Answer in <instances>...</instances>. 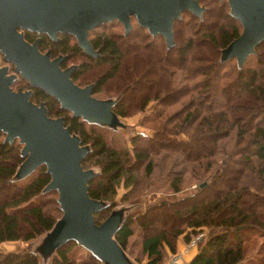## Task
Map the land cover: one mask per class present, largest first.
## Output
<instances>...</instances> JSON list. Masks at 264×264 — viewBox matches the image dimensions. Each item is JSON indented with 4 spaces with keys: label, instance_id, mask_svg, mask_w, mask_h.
Returning a JSON list of instances; mask_svg holds the SVG:
<instances>
[{
    "label": "trees",
    "instance_id": "16d2710c",
    "mask_svg": "<svg viewBox=\"0 0 264 264\" xmlns=\"http://www.w3.org/2000/svg\"><path fill=\"white\" fill-rule=\"evenodd\" d=\"M209 1V6L218 4L224 8L226 21L201 36L211 50L210 55L200 59L194 54L191 26L193 22H205L210 7L204 0H199L204 7L202 17L185 9L182 17L174 20L171 45H167L162 34L150 33L133 15L127 33L117 19L88 31L96 54L84 51L70 33L58 32L53 39L43 32L23 30L26 40L38 39L41 51L48 50L52 57L64 55L60 65L74 66L71 78L76 84H91L92 95L112 98L118 119L155 100V106L141 121L153 133L138 131L131 135L130 149L114 131L116 126L72 115L56 97L30 85L19 73L12 83L14 89H31L32 101L43 102L49 116H62L81 144L88 145L81 159L83 168L94 172L88 180V192L104 202L94 213L97 223L116 210L114 198L121 185L128 190L122 198H131L135 204L138 199L134 197L145 187L177 192L188 179L196 180V188L179 198L154 201L141 211L122 216L114 237L130 258V238L135 228L142 229L145 264H160L166 245L175 252L177 236L183 234L184 239H189L187 227L196 230L204 226L210 230L185 264H264V83L258 81L264 68L246 66L252 56L260 61L264 39L242 64L234 56L222 58L223 48L240 34L242 24L231 15L228 0ZM133 39L149 46V51L142 45L128 51ZM168 56L177 60L180 57L181 64L172 63L174 67L167 68L171 64ZM0 62H7L10 72L14 71L13 63L6 61L1 52ZM178 69L181 73L177 80ZM163 70L167 72L165 79ZM117 80L111 88L109 83ZM232 87L230 96L228 89ZM219 90L224 94L222 98L218 97ZM5 136L0 129V242L28 241L49 231L61 216L59 195L56 189L45 190L51 174L44 163L29 174L16 177L25 158L23 143L17 137L6 140ZM193 153L194 159L188 160L186 156ZM158 174L161 176H155ZM157 210L170 218L169 226H153L155 218L149 214ZM81 249L86 251L84 257L77 256ZM101 261L91 250L70 239L53 251L50 264ZM0 264L40 263L33 251L22 249L0 250Z\"/></svg>",
    "mask_w": 264,
    "mask_h": 264
},
{
    "label": "water",
    "instance_id": "95a60500",
    "mask_svg": "<svg viewBox=\"0 0 264 264\" xmlns=\"http://www.w3.org/2000/svg\"><path fill=\"white\" fill-rule=\"evenodd\" d=\"M228 4L242 31L223 48L222 58L234 56L242 64L264 39V0H228ZM185 9L200 16L204 7L199 0H0V52L14 65V71L8 72V66L0 63V129L5 131L6 140L17 137L23 143L25 158L16 177L46 164L51 179L45 190H57L62 209L40 244L44 255L73 239L104 264H134L114 237L123 209L113 210L100 223L95 221L94 213L104 202L88 192V180L94 172L81 164L88 145L81 144L62 116L51 117L43 102L32 101L31 89H13L12 83L19 73L30 85L56 97L72 115L115 127L121 121L112 109L113 99L92 95L91 84H76L71 78L74 66L60 65L64 55L51 57L49 51L42 52L38 40H26L23 30L43 32L53 39L58 32L70 33L84 51L96 54L88 31L117 19L127 32L133 15L150 33L162 34L171 45L173 22Z\"/></svg>",
    "mask_w": 264,
    "mask_h": 264
},
{
    "label": "rangeland",
    "instance_id": "374dc122",
    "mask_svg": "<svg viewBox=\"0 0 264 264\" xmlns=\"http://www.w3.org/2000/svg\"><path fill=\"white\" fill-rule=\"evenodd\" d=\"M204 1L207 4V6L210 7L208 9V12L205 15L206 16L205 22L200 23L199 25H198V23L195 24V22H193V25L191 26L192 32L194 31V38H195L194 40H195V47H196V48L194 47L195 48L194 54H195V57L199 58V59L202 58L204 55L209 54L210 50H211L209 43L206 44V41H204V39L201 36H203V34L206 32L213 31L215 28H217L218 26H220L221 24H223L226 21V19H225V13L226 12H225L223 7L218 6V4H216V5L212 4L209 6L210 1L209 0H204ZM181 17H182V15H181ZM200 17H202V15H200ZM183 21H185V15L183 16ZM186 29H188V28H186V26H185V30ZM124 32H125V29H124ZM127 32H125V33H127ZM184 36L186 37V31L183 32V37ZM136 42H137V40L133 39L127 50L131 51V49H133L135 46L142 45L148 49L147 51H149V49H150L149 46H147L146 44H143L142 42H139V43H136ZM144 43H145V41H144ZM194 48L192 50H194ZM261 49H263V48H261ZM46 51H48V50H46ZM261 51H263V52L261 54V58L259 57L260 61H257L258 58L256 59L254 56H252L250 58V61L246 65L247 67L254 68V69H258L260 67L262 69L264 68V50H261ZM42 52H45V51H42ZM144 53L147 55L146 51ZM171 56H173V54H171ZM167 61H169L171 63L169 65H166L167 68H169V69L174 67V66H171L172 63L175 64V63L180 62V64H181L180 57L177 60V59H172L170 56H168ZM6 63L3 62L1 65L9 66L8 63L7 64ZM68 66H69V64H68ZM62 68H64V67H62ZM8 70H9L8 72H10L9 68H8ZM148 71H150V70H148ZM148 71H146V73ZM180 73H181V69H178L176 71L175 79L178 80ZM165 78H167V72H166V70H163L162 71V79H165ZM258 81H260L261 83L262 82L264 83V71L261 72L260 77L258 78ZM117 83H118V80L116 82H113V83L110 82L109 84L111 85V88H112ZM82 86H84V85H82ZM234 87L236 89H239L238 86L235 84H234ZM234 87H232L231 89L230 88L228 89V93L230 92V96L232 95V90ZM223 95L224 94L221 93V90H219L218 97L222 98L221 96H223ZM235 95L237 96L240 94L237 93ZM235 95H233V96L236 97ZM154 106H155V100L152 99L148 102V104L143 109H141V110L140 109L139 110L133 109V110H131L132 113L130 115L119 117L121 124H118L116 126V128H114V131L122 138V141L124 143H126L128 148L131 149V144H130V139H129L131 135L137 133L138 131H143V132H145V134H150V135L153 133V129H151V127H149V125H144V124L142 125L141 121L145 117V115H147L151 112V110ZM120 137H119V139H120ZM180 137H184V135L181 134ZM186 157L188 160H190V159L193 160L195 157V153H193L192 155L186 156ZM85 169H87V168H85ZM155 176L159 177V176H161V174H158ZM196 183L197 182L195 179H188L186 181V183L183 185V188L177 192L167 191V190H163V189L157 190V189H155V187H145L142 191H140V193L138 195H136L134 197V198L138 199L137 203H135V204L130 202L131 200H133L131 198H129V199H123L122 198L123 194H125L128 190L123 185H121L117 189V194H116V197L114 198L115 199L114 200L115 205L113 208L117 209V208L122 207L123 208L122 215L124 217L127 214L136 213L137 211L143 210L148 203H151L154 201H160L162 199L167 200V199L179 198V197L183 196L184 194L193 191L196 188ZM129 195L133 196L132 191H130ZM47 203H48L47 204L48 207H50L51 206L50 198L47 199ZM109 207H111V205ZM261 208L264 209L263 206ZM109 210L110 209H107V212H109ZM149 217L155 218L156 223H154L153 226L156 229L158 227L165 228V227L169 226L170 218H168L165 214H162V212L160 210H157L156 212L152 211L149 214ZM209 230H210V227H208V226H204L202 228H197L196 230L193 228L187 227L186 232L189 233V239L188 240L184 239L183 234H180L179 236H177L176 242H175V244H176L175 252H172L168 248V246L166 245V251L167 252L165 253L166 255L164 256L163 261L160 264H185V261L189 259L190 255L192 253V251H187L189 249H186L187 244L190 241V239L194 235H196L197 233L202 232L204 234L203 238H202V240H203L207 236ZM144 232H145V230H144ZM44 236H45V234H42V235H40L36 238H33L31 240H28V241H22V240L2 241V242H0V250H2V251L22 250V249L31 250L37 255L40 264H50V259H51L52 253H50L48 255H44L43 252L40 250V244H41ZM142 238H143L142 229L140 230V229L135 228L134 235L131 236V238H130V243L128 245L127 250L130 254V258L133 261L135 260L134 262L136 264H145L146 263L147 256L144 254V252L141 249ZM199 243H198V247H199ZM198 247L197 248H191V250H195V249L198 250ZM174 254H180V257H181L180 262L175 263L172 261L171 258H172V255H174ZM85 255H86V251L84 249L79 250V252L77 253L78 257H84ZM100 264H104V262L101 261Z\"/></svg>",
    "mask_w": 264,
    "mask_h": 264
},
{
    "label": "built area",
    "instance_id": "2783aa9c",
    "mask_svg": "<svg viewBox=\"0 0 264 264\" xmlns=\"http://www.w3.org/2000/svg\"><path fill=\"white\" fill-rule=\"evenodd\" d=\"M203 233L202 232H199V233H197L196 235H194L191 239H190V241L188 242V244H187V247H186V249H191V248H197L198 247V243L202 240V238H203ZM172 261L173 262H180V260H181V257H180V254H174V255H172Z\"/></svg>",
    "mask_w": 264,
    "mask_h": 264
},
{
    "label": "crops",
    "instance_id": "0c3cea01",
    "mask_svg": "<svg viewBox=\"0 0 264 264\" xmlns=\"http://www.w3.org/2000/svg\"><path fill=\"white\" fill-rule=\"evenodd\" d=\"M187 251H192V253H191L190 257H189V259H191V257L197 252V249H195V250H191V249H189V250H187ZM189 259H188V260H189ZM188 260H186L185 263H186Z\"/></svg>",
    "mask_w": 264,
    "mask_h": 264
},
{
    "label": "flooded vegetation",
    "instance_id": "af4514ba",
    "mask_svg": "<svg viewBox=\"0 0 264 264\" xmlns=\"http://www.w3.org/2000/svg\"><path fill=\"white\" fill-rule=\"evenodd\" d=\"M38 40V39H37Z\"/></svg>",
    "mask_w": 264,
    "mask_h": 264
}]
</instances>
